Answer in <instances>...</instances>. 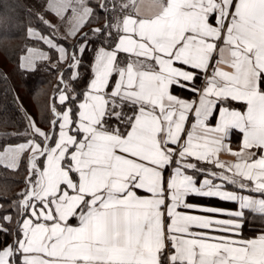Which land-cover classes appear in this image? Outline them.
<instances>
[{"label":"snow or ice","instance_id":"1","mask_svg":"<svg viewBox=\"0 0 264 264\" xmlns=\"http://www.w3.org/2000/svg\"><path fill=\"white\" fill-rule=\"evenodd\" d=\"M122 7L127 15L91 30L102 46L83 93L70 85L88 33L71 51L41 34L71 75L61 73L49 131L29 117L30 138L0 151V167L15 170L24 152L30 164L0 264H264V234L236 238L246 213L264 216V0ZM48 10L68 21L65 40L95 18L88 0H51ZM26 51L25 67L49 60ZM236 130L242 141L233 150ZM194 197L234 207L224 213Z\"/></svg>","mask_w":264,"mask_h":264},{"label":"trees","instance_id":"2","mask_svg":"<svg viewBox=\"0 0 264 264\" xmlns=\"http://www.w3.org/2000/svg\"><path fill=\"white\" fill-rule=\"evenodd\" d=\"M129 2L130 0H88L95 18L87 22L76 38L65 40L63 37L66 33L59 29L63 20L47 9V0H0V56L7 64L5 66L0 63V151L7 145L30 138L29 117L41 129L49 131L50 121L53 119L51 105L54 102L58 104L56 89L64 86L59 82L60 74L63 73L65 81L71 75L70 71H65L68 64L59 61L54 49L50 50L49 60L38 62L34 70L27 71L20 67L21 55L36 43L28 37L27 29L36 28L56 37V41L65 45L69 51L70 46L78 43L80 35L88 33L90 43L79 66V78L70 85L76 93H83L93 77L91 69L96 49L102 46L100 39L93 38L91 30L103 28L110 20L127 14L128 10L122 6ZM101 4L105 7L102 8ZM38 17L50 22L52 27ZM109 43L111 41H106L103 46L107 47ZM111 123L115 125L116 121ZM24 158L26 160V155ZM24 158L21 166L15 170L0 167V223L9 229L7 232L0 231V247L11 244L15 239L17 217L13 202L19 199L18 194L26 188L29 174V166ZM5 214L15 216L11 224L3 221ZM244 226L245 230L248 227L255 228L251 233L264 231V220L259 215L246 213Z\"/></svg>","mask_w":264,"mask_h":264},{"label":"crops","instance_id":"3","mask_svg":"<svg viewBox=\"0 0 264 264\" xmlns=\"http://www.w3.org/2000/svg\"><path fill=\"white\" fill-rule=\"evenodd\" d=\"M51 2V0H48V2H47V9H48V4ZM89 7H91L90 5H88ZM92 8V7H91ZM93 9V8H92ZM50 12H52V11H50ZM58 19H60V20H62L59 16H57L54 12H52ZM128 14V13H127ZM127 14H125V15H127ZM62 23H63V26H64V24H65V32L64 31H62V32H64V33H66L67 32V30H68V21H66V20H63L62 21ZM87 24V23H86ZM86 24H84L83 25V27H81L80 29H79V32H78V34L81 32V30L82 29H84L85 28V26H86ZM32 29H34L35 30V34L34 35H32V36H29V34H28V32H27V34H28V37L31 39V40H33L34 42H36L35 44H33V45H30L27 49H29V48H32V49H34V50H38V51H43V52H45V53H47V55L48 56H50V48H49V46L48 45H46L42 40H41V34L43 35V36H45V37H47V36H50V35H47V34H44V33H42L40 30H38V29H36V28H32ZM71 39H73V38H71ZM57 42V41H56ZM58 43V42H57ZM65 46V45H64ZM65 48H67L66 46H65ZM26 49V50H27ZM68 49V48H67ZM24 51V53L21 55V57H20V67L22 68V69H24V70H27V71H31V70H34L35 68H36V66H37V64H38V62H40V61H38L37 63H36V65L34 66V67H25L24 66V60L22 59L23 57H25L28 53H27V51ZM58 54V53H57ZM120 59L121 60H123V59H125V54H120ZM93 62H94V58H93V61H92V64H93ZM225 70H229V69H227V68H225ZM210 71H211V69H210ZM196 84H197V86L199 87V86H202L203 85V76H201V78L200 79H198L197 81H196ZM174 94H176V95H178V96H181L182 98H185V99H189V100H191V99H194L195 98V96H194V94L192 93V92H190V91H186V90H181V89H179V88H177V89H175V91H174ZM233 107H239V105H237L235 102H233ZM53 118V117H52ZM43 130V129H42ZM241 141H242V134H240L239 133V131L238 130H236V131H234L233 133H232V135H231V139H230V141H229V143H230V145H231V147H232V149L233 150H236V149H238L239 147H240V144H241ZM25 141H22V142H18V143H15V144H10V145H7V146H17V145H19V144H21V143H24ZM6 146V147H7ZM28 152H24V153H22L21 154V157H20V159H19V162H18V167L17 168H19L20 166H21V164H22V161H23V158H24V156L27 154ZM220 159L221 160H234V157H232L230 154H228V153H225V152H222L221 154H220ZM16 168V169H17ZM29 168H30V164H29ZM29 176V175H28ZM258 195V194H257ZM191 202H193V203H198V204H201V205H211V206H215V207H218V208H220V209H222L223 211H224V213H227L228 211H231L232 209H233V207H234V204L232 203V202H226V201H222V200H220V199H218V198H213V199H208V198H192V200H191ZM199 214V213H198ZM253 215H259L263 220H264V216H261L260 214H258V213H252ZM219 218H227V216L226 215H220V217ZM74 223H75V221H73ZM245 224V223H244ZM260 234H264V231H260V232H257V233H251V232H247L246 233V230H245V226L243 225V227H242V230L240 231V235L238 236V237H236L237 239H252V238H256L257 236H259Z\"/></svg>","mask_w":264,"mask_h":264},{"label":"rangeland","instance_id":"4","mask_svg":"<svg viewBox=\"0 0 264 264\" xmlns=\"http://www.w3.org/2000/svg\"><path fill=\"white\" fill-rule=\"evenodd\" d=\"M47 2H48V0H47ZM46 6H47V3H46ZM59 29H60V31L62 32V31H64L65 32V24H64V26H63V23H61L60 24V27H59ZM0 63L1 64H3V65H5V66H7V64L6 63H4V59L2 58V56H0ZM51 117H53V114H51ZM26 160H25V158H24V160L26 161L25 163H28V166H29V152L26 154ZM29 175V174H28ZM27 178H28V176H27ZM5 215H8V214H5ZM4 215V216H5ZM12 216H14V215H12ZM14 219H15V216L13 217ZM0 226H1V223H0ZM254 230H255V228H247L246 229V233L247 232H254Z\"/></svg>","mask_w":264,"mask_h":264},{"label":"water","instance_id":"5","mask_svg":"<svg viewBox=\"0 0 264 264\" xmlns=\"http://www.w3.org/2000/svg\"><path fill=\"white\" fill-rule=\"evenodd\" d=\"M61 75V74H60ZM51 107H52V105H51ZM51 114H53L52 112H51Z\"/></svg>","mask_w":264,"mask_h":264}]
</instances>
